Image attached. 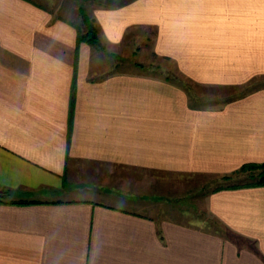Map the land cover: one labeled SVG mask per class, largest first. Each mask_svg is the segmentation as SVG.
Wrapping results in <instances>:
<instances>
[{
    "label": "crops",
    "instance_id": "0c3cea01",
    "mask_svg": "<svg viewBox=\"0 0 264 264\" xmlns=\"http://www.w3.org/2000/svg\"><path fill=\"white\" fill-rule=\"evenodd\" d=\"M48 1L0 0V264H264V186L214 188L195 224L151 210L153 175L264 163V85L213 106L104 70ZM91 14L107 45L151 29L152 53L193 85L264 78V0H95Z\"/></svg>",
    "mask_w": 264,
    "mask_h": 264
},
{
    "label": "rangeland",
    "instance_id": "374dc122",
    "mask_svg": "<svg viewBox=\"0 0 264 264\" xmlns=\"http://www.w3.org/2000/svg\"><path fill=\"white\" fill-rule=\"evenodd\" d=\"M52 1H56V4H54L56 6L60 3L63 5L66 11L58 13L74 20L80 33L85 34L86 32L83 15L87 17L88 24L96 27L91 14V8L95 0H85L87 1L86 3L81 2L80 4L84 6H79L77 10L70 4V0H49L47 4L50 5ZM152 39L153 31L144 28L132 31L125 42L119 46L107 45L100 39L98 45L89 44L93 47L94 53L100 56L99 68L104 70H124L136 67L166 77L172 82L184 83L193 100H198L197 103L201 104L209 103V105L219 106L241 92L264 85V78L254 79L242 87H202L193 85L177 74L173 61L157 57L152 53ZM154 176L152 193L160 196L162 201L161 204H158L159 206L154 209L151 208L152 213H163L170 217L173 215L187 224H195L206 219L204 202L206 195L211 190L220 186L243 185L255 182L258 180V170L236 171L223 176L169 173L167 175H157L161 177V179L157 180L158 182H156ZM152 201L156 203L157 199H152ZM208 226H211L210 228L212 229H217L212 225Z\"/></svg>",
    "mask_w": 264,
    "mask_h": 264
},
{
    "label": "trees",
    "instance_id": "16d2710c",
    "mask_svg": "<svg viewBox=\"0 0 264 264\" xmlns=\"http://www.w3.org/2000/svg\"><path fill=\"white\" fill-rule=\"evenodd\" d=\"M88 19L85 15H83V23L85 24L86 27V32L85 34L80 33L77 30V43H91L98 45L100 40L98 37V28L97 27H92L91 24H88ZM90 25V26H89ZM258 170V180L252 183L248 184H243V185H233L230 187H239V186H264V163L261 164H246L240 167L237 171H247V170ZM223 188L222 186L217 187L215 190H219ZM10 196L9 191L5 190H0V202H4L6 198ZM17 204H34L36 202L34 201H19L16 202Z\"/></svg>",
    "mask_w": 264,
    "mask_h": 264
}]
</instances>
